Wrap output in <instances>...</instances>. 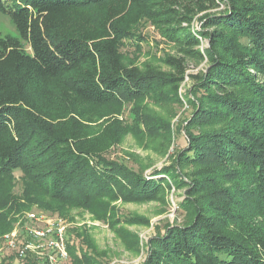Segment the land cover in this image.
Returning a JSON list of instances; mask_svg holds the SVG:
<instances>
[{
  "label": "trees",
  "instance_id": "obj_1",
  "mask_svg": "<svg viewBox=\"0 0 264 264\" xmlns=\"http://www.w3.org/2000/svg\"><path fill=\"white\" fill-rule=\"evenodd\" d=\"M180 1L0 0L29 51L0 33V235L29 206L103 219L174 187L187 222L152 238L144 264H264V0ZM143 19L181 55L169 72L119 55ZM188 60L204 70L179 96ZM147 94L191 114L171 166L143 175L106 153L125 134L116 108Z\"/></svg>",
  "mask_w": 264,
  "mask_h": 264
},
{
  "label": "rangeland",
  "instance_id": "obj_2",
  "mask_svg": "<svg viewBox=\"0 0 264 264\" xmlns=\"http://www.w3.org/2000/svg\"><path fill=\"white\" fill-rule=\"evenodd\" d=\"M193 26L199 27L196 22ZM0 33L21 42L9 14L3 11H0ZM131 33L118 47L125 66L139 69L152 66L169 72L164 64L165 57L181 56L177 47L169 43L160 28L148 19L141 20ZM21 44L29 52L26 45ZM206 47V41L202 40L200 49ZM186 64L179 96L191 88V76L204 70V62L188 60ZM115 112L125 134L108 150L106 158L138 174L149 175L153 170L171 166L176 152L186 144L183 127L191 110L185 104L180 106L162 95L147 94L126 100ZM107 124L106 119H97L91 124V129H103ZM15 177L18 181L19 174ZM20 188L19 181L14 192L18 194ZM183 193V189L171 187L154 200H118L110 204L103 219L79 208L65 207L59 212L29 206L12 217L13 223L6 231L16 235V249L6 246V234L3 235L6 232L3 237L0 235V264H144L152 238L172 226H182L187 222L185 212L178 208ZM37 228L58 231L63 237L64 251L63 247L61 250L50 249L46 238V244L42 239L39 248L36 246L35 250L24 251L20 256L24 246L31 244L26 240V234Z\"/></svg>",
  "mask_w": 264,
  "mask_h": 264
},
{
  "label": "built area",
  "instance_id": "obj_3",
  "mask_svg": "<svg viewBox=\"0 0 264 264\" xmlns=\"http://www.w3.org/2000/svg\"><path fill=\"white\" fill-rule=\"evenodd\" d=\"M26 235H27L26 240H29L31 242V244H27L26 246H24V248L19 252L20 256H23L22 252H24V251L35 250L36 246H37V248H39L40 247V246H38L39 242L43 241L46 244V238H47V245L50 249L54 250L57 248V249L61 250V248L63 247V251H64L63 237L61 234H59L58 231L56 232V231L50 230L48 228H44V229L37 228V229L30 230ZM4 240L7 243L6 246L8 248L16 249L15 245H16L17 239H16V235L14 233H13V235L12 234H6L4 236ZM60 254H63V252H60Z\"/></svg>",
  "mask_w": 264,
  "mask_h": 264
}]
</instances>
